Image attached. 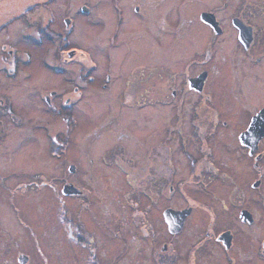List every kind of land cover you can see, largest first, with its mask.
<instances>
[{"label":"rangeland","instance_id":"obj_1","mask_svg":"<svg viewBox=\"0 0 264 264\" xmlns=\"http://www.w3.org/2000/svg\"><path fill=\"white\" fill-rule=\"evenodd\" d=\"M6 1L0 3V25L7 21L9 27L0 29V98L3 99L0 103V264H155L152 256L167 236L160 211L174 201L180 202L181 198L178 191L173 192V197L168 196V188L164 187L163 193L153 197L155 188L132 181L150 161L156 162V173L164 180L171 175V169L165 160L166 150L160 147L157 155H147L135 144L149 147V141L133 137L125 130L122 119L130 120L135 132L140 135L145 132L144 137L149 138L147 131L150 128L137 124L134 119H139L140 113H147L143 119H150L153 108L119 104L120 88L126 86L128 78L136 79L142 70L150 74L157 66L156 72L165 74L168 55L172 52L181 53L183 57L179 59L183 63L195 55H202V36L209 32L204 35L201 28H197L200 23L196 13L218 5L221 0H159L155 6L147 7L148 13L157 10L155 24L149 21L130 23L123 19L119 28L109 26L107 21L111 10V23L115 22L112 1L57 0L52 2L58 19L53 28L61 31V37L64 35L61 50L55 45L57 36L51 31H47L41 41L37 27L27 25L25 21L26 7L36 4L31 12L35 16L31 19L44 25L48 15L42 0ZM83 7L88 11H83ZM64 14L71 16L68 27L59 20ZM162 15H167L171 25L164 28ZM116 32L117 44L111 46L108 36ZM153 34L165 41L164 44L158 41V45L162 44L160 48L158 46L159 52L151 41ZM66 40L69 46L77 49L74 54L65 52ZM187 40L197 43L198 51L193 52V56H185ZM227 41L216 43L217 53L222 52L221 45ZM7 43L15 52L18 67L25 69L19 70L14 78L6 77L2 69L10 67V60L5 58L9 47L1 48ZM80 50L87 51L95 60L98 69L94 72L95 77H100L107 69L106 57L111 55L109 71L118 89L108 92L111 90H103L95 82L85 88L83 99L75 95L78 102L72 112L77 117V125L69 134L65 132L64 120L56 113L55 105L48 107L41 95L48 94L51 89L65 95L71 92L72 81L79 82L76 76L78 59L91 66V62H86L87 55H81ZM59 51L62 54L58 57L55 53ZM152 51L157 53L155 57L151 55ZM63 58L68 60L62 61ZM216 60L220 61V58L217 56ZM61 64H66L64 72L52 71V66ZM27 72L31 75L26 76ZM162 87L161 84L158 87L159 100H163L168 92ZM6 94L11 96L13 109L6 107ZM158 114L162 119L171 115L177 118L174 104L159 103ZM175 143L171 142L172 145ZM119 144L130 151L117 157ZM114 157L117 160L114 161ZM177 158L185 163L183 171L188 173L186 159L180 150ZM71 163L76 165L73 173L68 171ZM123 163L131 173L127 177L118 167ZM181 176L178 168L174 172L178 185L183 179ZM65 177L81 189L75 194L81 197L62 194ZM147 211L156 213L153 215L155 240L145 238L137 224L138 212ZM70 230L72 238L69 237ZM186 237L185 233L178 238V250L183 257L179 256L175 264L185 262L184 256L193 241ZM159 254L164 259L167 253ZM22 256H26L25 261L19 260ZM199 261L200 264L227 262L214 248Z\"/></svg>","mask_w":264,"mask_h":264},{"label":"flooded vegetation","instance_id":"obj_2","mask_svg":"<svg viewBox=\"0 0 264 264\" xmlns=\"http://www.w3.org/2000/svg\"><path fill=\"white\" fill-rule=\"evenodd\" d=\"M42 1L48 15L44 25L39 20L31 19L35 16L31 12L36 4L26 7L25 21L27 25L37 27L41 41L45 39L47 31H51L53 36H57L54 43L58 50H61L64 35L61 37V31L53 28L58 19L52 2L57 0ZM107 1L109 3L112 1V10L115 12L114 23H111V10L109 12L107 20L109 26L119 28L123 19L130 23L157 22V10L148 13L147 7L155 6L159 0H127L129 4H125L123 0ZM0 3H3V0H0ZM173 6L171 9H174ZM82 10L88 11L86 7ZM129 15L133 17L130 18ZM196 15L198 22L206 27L203 28L199 24L197 28H201L204 35L209 32V35L202 36V55H195L183 63L179 59L183 57L182 54L172 52L168 55V70L165 74L156 72L157 66L150 71V74L142 70L138 73V81H135L137 78L134 80L128 78L126 86L120 88L122 98L119 99V104L128 103L132 106L153 108L149 113L150 119H143L147 113L142 115L140 113V118L134 119L137 124L150 128V131H147L149 138L144 137L145 132L142 135L135 132L130 120L122 119L120 122L123 123L125 130L133 137L149 141V147L137 142L135 144L147 155H157L160 147L166 150L165 160L171 169V175L164 180L156 173V162L150 161L148 164L145 163L143 169L139 170L140 174L132 181L141 185L148 184L151 189L155 188L153 197H158L161 191L163 193L164 188H168V196L173 197V192L178 191L181 198L180 202L174 203V201L160 211L167 236L160 247H156L152 257L155 259V264L162 260V264L177 263L179 256L183 257V254L179 253L177 241L186 233L193 241L188 247L187 255L184 256L186 257L184 264H200L199 259L201 260L206 252L210 254L213 248L223 255L224 260L228 262H225L226 264H264V0H221V3L212 8L200 9ZM166 16L160 17L164 28L171 25ZM59 20L65 27L71 25L72 21L71 16L66 14ZM6 25L9 28L7 21L2 22L0 29ZM11 30L14 31L12 28ZM116 34L117 32L108 36L111 46L117 44ZM161 38L163 37L158 38L156 34L151 38L158 52L162 46V44L158 45V41L165 43ZM226 40L228 41L221 45L222 52L217 53L216 43ZM7 46L9 48L5 58L10 60V67L4 66L2 69L6 77L14 78L18 71L24 68H19L16 64L15 52L8 43L2 44L1 48L5 50ZM64 46L67 54L69 52L74 54L77 51L75 47L69 46L68 40L65 41ZM196 46V42H188L185 56L188 54L193 56V52L198 51ZM61 54L62 51L55 53L58 57ZM80 54L87 55L86 62L88 64L91 62V66L84 65L85 62L78 59L76 76L79 82L72 81L71 92H66L65 95L51 89L48 94L41 95L42 101L48 107L55 105L56 113L64 120L65 132L68 131L69 134L77 125V117L72 112L78 102L75 95L83 99L85 88L93 86L95 82L103 90H111L108 92L118 89L114 84L115 78L109 71L110 54L106 57L107 69L103 70L100 77H95L94 72L98 69L90 54L84 50H80ZM156 54L152 51L151 55ZM217 56L220 61L216 60ZM59 60L61 61L60 58ZM67 60V58L62 59V61ZM211 64L213 66L209 68ZM64 65L66 64L52 66L51 69L55 73H62L65 70ZM30 75L27 72L26 76ZM151 75L153 76L150 78ZM160 84L165 91H168L163 100H159ZM5 99H7L6 107L13 109L11 96L6 94ZM2 100L0 98L1 104ZM159 103L174 104L177 118L171 115L167 119H162L158 114ZM63 116L65 119L62 118ZM158 138H162L161 141H158ZM166 141L168 142L164 144ZM171 142L176 143L172 145ZM163 144L165 146H161ZM145 147L146 150L143 149ZM118 150L115 154L117 157L130 151L120 144ZM178 150L186 159L189 174L183 171L186 167L185 163L179 162L181 159L177 158ZM115 160L117 159L114 157ZM71 164L74 165L73 171L69 170ZM71 164L68 165V171L73 173L76 165ZM125 166V163L118 165L127 177L131 173ZM177 167L184 179L179 181L181 183L179 185L175 183L174 178ZM68 184H72L81 192L73 180L65 177L61 187ZM70 195L65 196L81 197V195ZM166 209L174 211L188 209V212L184 213L180 230L170 231L171 221L167 222L164 218ZM138 214L137 224L142 235L147 239L155 240L153 215L156 213L147 211ZM69 237H73L71 230ZM160 252L167 253L164 259L161 258Z\"/></svg>","mask_w":264,"mask_h":264},{"label":"water","instance_id":"obj_3","mask_svg":"<svg viewBox=\"0 0 264 264\" xmlns=\"http://www.w3.org/2000/svg\"><path fill=\"white\" fill-rule=\"evenodd\" d=\"M69 170L70 171H73L74 170V165H70L69 166ZM62 194L63 195H70V194H74V193H78L80 192L79 189H77L76 187H74L72 184H68V185H64L62 187V190H61ZM188 212V209H184V210H180V211H174L172 209H166L164 210V218L167 222H170L169 223V229L170 231H178L180 230V227L182 225V221H183V218H184V213ZM172 213H174L172 215ZM172 220H170V219ZM174 228H173V227ZM19 260H26V256H22V257H19Z\"/></svg>","mask_w":264,"mask_h":264},{"label":"trees","instance_id":"obj_4","mask_svg":"<svg viewBox=\"0 0 264 264\" xmlns=\"http://www.w3.org/2000/svg\"><path fill=\"white\" fill-rule=\"evenodd\" d=\"M55 188V187H54Z\"/></svg>","mask_w":264,"mask_h":264}]
</instances>
